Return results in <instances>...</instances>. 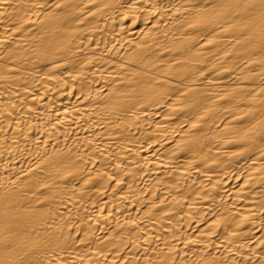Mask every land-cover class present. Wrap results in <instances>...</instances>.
<instances>
[{
	"label": "bare ground",
	"instance_id": "bare-ground-1",
	"mask_svg": "<svg viewBox=\"0 0 264 264\" xmlns=\"http://www.w3.org/2000/svg\"><path fill=\"white\" fill-rule=\"evenodd\" d=\"M0 264H264V0H0Z\"/></svg>",
	"mask_w": 264,
	"mask_h": 264
}]
</instances>
